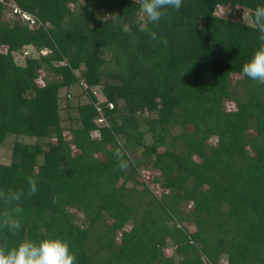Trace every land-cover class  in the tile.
Returning <instances> with one entry per match:
<instances>
[{
    "label": "trees",
    "instance_id": "16d2710c",
    "mask_svg": "<svg viewBox=\"0 0 264 264\" xmlns=\"http://www.w3.org/2000/svg\"><path fill=\"white\" fill-rule=\"evenodd\" d=\"M258 5L183 0L149 25L165 46L137 0H0V146L34 139L12 142L0 189L38 187L0 244L58 237L76 264H264V85L241 75L258 33L215 13ZM71 85L87 100L66 104L78 125L63 127Z\"/></svg>",
    "mask_w": 264,
    "mask_h": 264
},
{
    "label": "clouds",
    "instance_id": "9594fccd",
    "mask_svg": "<svg viewBox=\"0 0 264 264\" xmlns=\"http://www.w3.org/2000/svg\"><path fill=\"white\" fill-rule=\"evenodd\" d=\"M141 19V30L148 33L154 41L167 45V39L157 35L149 25H158L159 22L170 16V10L179 11L183 0H137ZM252 27L258 33V47L252 56L242 65L241 75L250 81L264 85V5H258L249 15ZM127 31L131 34V27ZM119 170H127L131 161L127 159V150L124 143L117 142L113 151ZM27 193L23 190L0 189V229L15 235L21 228L20 205L21 198L31 197L38 191L37 181L32 176L26 177ZM58 198L53 197V203ZM77 257L70 250L67 241L58 237H45L39 241L23 239L14 246L0 244V264H76Z\"/></svg>",
    "mask_w": 264,
    "mask_h": 264
},
{
    "label": "rangeland",
    "instance_id": "374dc122",
    "mask_svg": "<svg viewBox=\"0 0 264 264\" xmlns=\"http://www.w3.org/2000/svg\"><path fill=\"white\" fill-rule=\"evenodd\" d=\"M215 13L219 16L221 15H229L231 16V18L236 19V20H240L243 21L245 23H250V19L248 16V11L245 8H242L240 6H236L232 9H230L228 6L227 7H221L218 6L215 9ZM7 16V15H5ZM42 53L45 52V50L43 49L41 51ZM20 60V56H17V61ZM66 91L64 89L60 90V94L62 96V99L60 100V108H59V113L60 116L62 118L61 120V124L63 127H67L69 125L77 126L78 123L76 121V111L71 108L68 109L66 107V104H74L75 102H85L87 100V96L83 90L82 87L78 86V85H71L68 89V94H69V98L68 101H66L65 98H63L64 94ZM226 106L228 108H232V104L231 103H227ZM105 119H102V121H100V124H104ZM64 136L68 138V133L64 132ZM14 140H25V141H33V138H28V137H16L12 134L7 135L1 146H0V162L1 163H7L9 161V156H10V149H11V145L12 142ZM154 173H151L150 170L147 169H143L140 171V177L151 187L152 191L156 194L160 193V190L158 189L157 185H153V183L149 182L151 176ZM219 264H225L220 262Z\"/></svg>",
    "mask_w": 264,
    "mask_h": 264
},
{
    "label": "built area",
    "instance_id": "2783aa9c",
    "mask_svg": "<svg viewBox=\"0 0 264 264\" xmlns=\"http://www.w3.org/2000/svg\"><path fill=\"white\" fill-rule=\"evenodd\" d=\"M11 7L12 11L18 15H20L23 20L27 21L29 24H34L35 23V18L28 12H25V11H21L18 7L16 6H11V5H8ZM110 106V105H109ZM97 110H99V108L97 107ZM97 121H102V117L99 116V118L97 119Z\"/></svg>",
    "mask_w": 264,
    "mask_h": 264
}]
</instances>
